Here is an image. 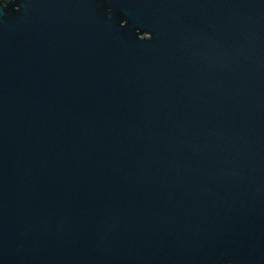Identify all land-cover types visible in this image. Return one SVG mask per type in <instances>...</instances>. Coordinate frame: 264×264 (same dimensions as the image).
I'll list each match as a JSON object with an SVG mask.
<instances>
[{
    "label": "water",
    "instance_id": "95a60500",
    "mask_svg": "<svg viewBox=\"0 0 264 264\" xmlns=\"http://www.w3.org/2000/svg\"><path fill=\"white\" fill-rule=\"evenodd\" d=\"M0 264H264V0H0Z\"/></svg>",
    "mask_w": 264,
    "mask_h": 264
}]
</instances>
